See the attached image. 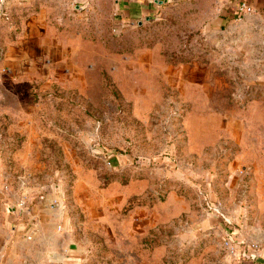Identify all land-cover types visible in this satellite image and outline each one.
<instances>
[{
	"label": "rangeland",
	"instance_id": "obj_1",
	"mask_svg": "<svg viewBox=\"0 0 264 264\" xmlns=\"http://www.w3.org/2000/svg\"><path fill=\"white\" fill-rule=\"evenodd\" d=\"M0 8V264H264V23L178 0Z\"/></svg>",
	"mask_w": 264,
	"mask_h": 264
},
{
	"label": "crops",
	"instance_id": "obj_2",
	"mask_svg": "<svg viewBox=\"0 0 264 264\" xmlns=\"http://www.w3.org/2000/svg\"><path fill=\"white\" fill-rule=\"evenodd\" d=\"M178 0H115V15L118 24L140 21L150 13L158 12L165 5ZM228 14L236 16L240 4H247L253 13L264 23V0H221Z\"/></svg>",
	"mask_w": 264,
	"mask_h": 264
},
{
	"label": "built area",
	"instance_id": "obj_3",
	"mask_svg": "<svg viewBox=\"0 0 264 264\" xmlns=\"http://www.w3.org/2000/svg\"><path fill=\"white\" fill-rule=\"evenodd\" d=\"M10 0H0V8L2 9ZM75 3L79 4L80 7L84 8L88 5L86 0H75ZM253 13V9L247 4H240L237 14Z\"/></svg>",
	"mask_w": 264,
	"mask_h": 264
}]
</instances>
